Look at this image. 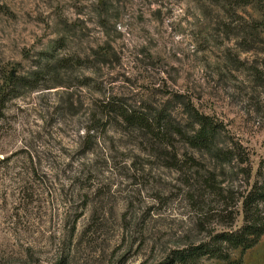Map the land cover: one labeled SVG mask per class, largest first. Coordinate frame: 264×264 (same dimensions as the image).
I'll use <instances>...</instances> for the list:
<instances>
[{
	"label": "rangeland",
	"instance_id": "obj_1",
	"mask_svg": "<svg viewBox=\"0 0 264 264\" xmlns=\"http://www.w3.org/2000/svg\"><path fill=\"white\" fill-rule=\"evenodd\" d=\"M232 1L0 0V264H160L241 225L264 161V0ZM177 95L242 164L105 117L110 100L183 128ZM215 167L234 189L203 226L190 187ZM233 261L264 264V236Z\"/></svg>",
	"mask_w": 264,
	"mask_h": 264
},
{
	"label": "trees",
	"instance_id": "obj_2",
	"mask_svg": "<svg viewBox=\"0 0 264 264\" xmlns=\"http://www.w3.org/2000/svg\"><path fill=\"white\" fill-rule=\"evenodd\" d=\"M226 1L229 2V0H221L224 3ZM251 2L252 0L232 1L237 7L247 6ZM177 98L187 120V125L183 128L175 124V119L167 109L146 115L130 106H125V110L116 107L114 101L110 100L105 103L104 108L108 112L105 117L120 119L129 128L145 131L158 146L163 147L165 144V149L174 146L171 142L173 137L180 136L182 142L191 149L206 152L214 163L230 164L237 161L238 166L242 164V158L240 161L236 160L235 149L223 148L217 143L220 127L213 117L200 112L193 101L185 95H177ZM238 156H241V152ZM205 172L207 175L205 174L200 181L190 187V196L200 210L197 216L203 226L206 224L204 221H209V218L213 217L214 213L211 207L209 208L213 199L218 202L220 200L228 202L234 189L218 181L216 167L212 170L208 168ZM244 174L247 177V187L240 193L235 203L237 208L235 215L242 218L241 225L236 228L227 225L219 231L205 228L206 235L203 240L171 251L165 262L160 264H204L206 260L238 264L233 261V254L240 251L243 255L260 242L264 236V161L255 168L250 165Z\"/></svg>",
	"mask_w": 264,
	"mask_h": 264
}]
</instances>
